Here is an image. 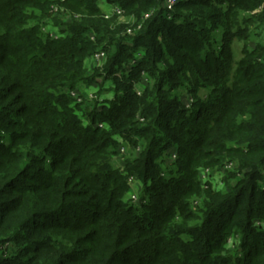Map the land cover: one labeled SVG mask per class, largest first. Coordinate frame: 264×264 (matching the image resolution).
I'll use <instances>...</instances> for the list:
<instances>
[{
  "label": "trees",
  "instance_id": "obj_1",
  "mask_svg": "<svg viewBox=\"0 0 264 264\" xmlns=\"http://www.w3.org/2000/svg\"><path fill=\"white\" fill-rule=\"evenodd\" d=\"M167 11L166 0H0V264H264V47L236 63L225 47L264 23V0ZM108 83L85 126L71 94ZM202 88L186 109L182 90ZM118 138L138 151L127 176ZM225 162H238L236 184L204 191L201 169ZM130 177L139 202L127 201Z\"/></svg>",
  "mask_w": 264,
  "mask_h": 264
},
{
  "label": "rangeland",
  "instance_id": "obj_2",
  "mask_svg": "<svg viewBox=\"0 0 264 264\" xmlns=\"http://www.w3.org/2000/svg\"><path fill=\"white\" fill-rule=\"evenodd\" d=\"M185 1V0H184ZM167 4V14L166 17L168 20H173V13L176 9V6L180 4V0H172L170 3V0H166ZM100 7L103 10H107L110 6L107 5L104 2H99ZM180 13H182V10H179ZM251 46V48H255L257 45L264 47V23H253L249 26V31L244 34V36H241L239 38H236L232 40L231 42H228L225 44V47L230 49L231 54L234 57L235 63L241 60L244 57V50L246 49L247 45ZM218 50L217 46H209L207 51H215ZM233 71L231 73V77H233L235 73L236 66H233ZM147 86V81H143L138 85V89L140 91H144ZM91 87L94 89L87 88H80L76 95L78 96V103L80 104L79 107L76 108L77 114L84 120V125L88 126V121L85 119V112L86 109L92 108L95 111H101L105 105H108V100L111 98L113 92L109 90L108 88L111 87V85L108 83L103 88V86H99L98 84H93ZM208 89L202 88L198 91L196 95H192L188 90L183 89L182 95L184 96L183 104L186 107V109L190 108L192 105L198 104L200 101H204L209 96ZM75 94H71V96L77 97ZM76 99V98H74ZM103 127V125H100ZM121 142V148H120V156L118 159V171H120L124 176L128 175L126 173V163L127 161L133 160L132 154L135 155L137 149L134 148L133 145L126 142L122 138H118ZM173 150L170 148L168 149V153H171ZM138 152V151H137ZM167 162V169H169V165L172 163L174 159H170L169 157H165ZM214 161V160H213ZM215 165L214 162H211V166ZM209 167L205 166L201 169L200 178L202 181V188L204 191L208 189H212V191L216 193H225L227 189L233 187V185L236 184V178L235 173L238 169V162H235L233 164L225 162L222 166L218 167ZM128 183L130 186L133 187L134 193L127 198V201L131 199L134 202H139V189H142L143 184L139 182L134 177H130L128 179ZM142 191V190H141ZM192 207L195 208L199 204V200L197 198H194L192 200ZM195 206V207H194ZM264 227V222H263ZM240 245V239L235 237H230L228 241V248L234 249ZM238 255L242 256L243 252L241 250L238 251Z\"/></svg>",
  "mask_w": 264,
  "mask_h": 264
},
{
  "label": "built area",
  "instance_id": "obj_3",
  "mask_svg": "<svg viewBox=\"0 0 264 264\" xmlns=\"http://www.w3.org/2000/svg\"><path fill=\"white\" fill-rule=\"evenodd\" d=\"M171 1L172 0H170V3H171ZM111 7V6H110ZM113 12H116V13H118V14H120L121 13V10L119 9V8H116V7H113L112 9H111ZM111 11V12H112ZM107 14L109 15V12H107ZM53 35L55 36V37H59L56 33H54L53 32ZM104 58H105V55L103 54V53H101V54H98V55H96L95 56V59H98V60H100V61H102L103 62V60H104ZM72 94H75L76 95V93H72ZM77 96V95H76ZM74 98H76L75 100H76V103H78V96L77 97H74Z\"/></svg>",
  "mask_w": 264,
  "mask_h": 264
},
{
  "label": "crops",
  "instance_id": "obj_4",
  "mask_svg": "<svg viewBox=\"0 0 264 264\" xmlns=\"http://www.w3.org/2000/svg\"><path fill=\"white\" fill-rule=\"evenodd\" d=\"M100 65H102V61H100L98 59H94V60L90 61V63H89L90 69H94L95 67H98ZM92 85H90L89 87L83 86V88H86L85 91L87 90V88L94 89L93 87H91Z\"/></svg>",
  "mask_w": 264,
  "mask_h": 264
}]
</instances>
